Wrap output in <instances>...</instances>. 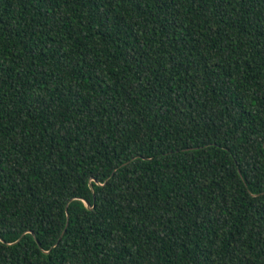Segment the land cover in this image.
<instances>
[{
	"label": "trees",
	"instance_id": "16d2710c",
	"mask_svg": "<svg viewBox=\"0 0 264 264\" xmlns=\"http://www.w3.org/2000/svg\"><path fill=\"white\" fill-rule=\"evenodd\" d=\"M0 264H264V0H0Z\"/></svg>",
	"mask_w": 264,
	"mask_h": 264
}]
</instances>
